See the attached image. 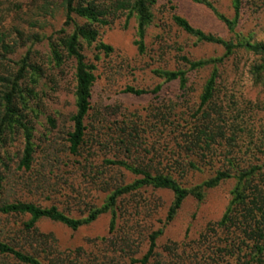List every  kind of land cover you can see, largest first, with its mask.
Masks as SVG:
<instances>
[{
  "label": "rangeland",
  "instance_id": "374dc122",
  "mask_svg": "<svg viewBox=\"0 0 264 264\" xmlns=\"http://www.w3.org/2000/svg\"><path fill=\"white\" fill-rule=\"evenodd\" d=\"M210 1L223 15L234 16L232 0ZM154 15L155 22L148 30L144 54H140L135 45L137 22L132 19L128 23L127 14H119L110 26L101 29V40L114 49L112 54L97 52L94 47L85 49L88 62L96 67L97 81L92 90V110L87 121L88 141L80 157H72L67 152L66 140L72 128L71 118L76 112L75 69L73 63L63 70L58 69L50 58V39L56 41L62 36V30L72 31L71 26H66L61 1L0 0V78L14 77L20 69V61L29 51L31 64L43 71L39 82L33 85L29 69V77L23 83L25 89H33L36 94L28 113L34 125L38 149L37 171L26 175L14 170L0 197V205L29 202L43 208L55 206L71 218L83 219L91 208L105 203L110 190L132 184L137 179L125 169L106 165V160H126L142 166L152 161V166L149 165L151 170L171 173L186 187L202 183L211 176L213 168L220 166L218 163L224 157L219 158L221 161L213 167L207 166L202 174H180L174 164L180 155H184L178 147L182 144L180 133L186 123L194 119L212 69L189 72L185 90H181L178 82L164 84L155 71L188 70L181 60L184 56L192 61L224 56L222 47L199 43L176 27L173 21L176 15L206 34L226 40L234 39L235 35L211 10L195 0H158ZM75 19L78 24H84L83 20ZM237 33L264 42V0H245ZM36 37L42 41L37 42ZM255 63H262L260 57L244 51L225 60L219 67V101L216 105L218 109L229 112L237 124L239 122L243 128L251 130L250 136L257 142L264 137V86L250 73ZM159 85H163V89L155 95L138 97L124 93L128 87L151 91ZM0 90H5L2 83ZM164 116L180 124L175 135L166 142L168 146L164 145V135L151 132L150 128ZM132 128L139 129L148 144L143 153L124 154L107 146L110 135L133 132ZM145 131L148 133L143 135ZM21 143L19 136L9 137L7 149L12 157L19 153ZM222 153L219 151L217 156L221 157ZM234 186L235 181L229 180L208 191L203 202L188 199L177 218L170 223L166 220L173 201L172 193L143 190L121 202L120 214L125 218L118 221L113 234L110 233V214L78 231L43 220L37 224L34 233L24 230V225L30 220L28 215L0 214V240L28 249L30 244L36 245V239H40L63 253L90 252L94 244L115 242L120 251L125 250L122 260L127 263L129 257L142 259L148 251V236L164 229V235L158 241L156 259L151 264H197L195 255L199 251L200 235L221 220ZM130 213H140V216L133 218L131 215L129 218ZM41 258L44 259L43 256ZM200 258L212 264L208 252ZM1 261L11 263L2 256Z\"/></svg>",
  "mask_w": 264,
  "mask_h": 264
},
{
  "label": "trees",
  "instance_id": "16d2710c",
  "mask_svg": "<svg viewBox=\"0 0 264 264\" xmlns=\"http://www.w3.org/2000/svg\"><path fill=\"white\" fill-rule=\"evenodd\" d=\"M60 1L66 14V26H71L72 31L67 33L62 30L60 31L62 36L56 41L50 39V58L51 63L61 70L69 63L74 65L76 112L71 118L72 128L67 134L66 143L68 154L72 157H80L88 141L87 121L92 110V90L97 81L96 67L88 62L85 49L94 47L97 52L112 54L114 49L101 40V29L110 26L119 14H127L128 23L132 19L137 22L135 45L139 53L144 54L147 49L148 30L155 22L154 7L158 0ZM195 1L211 10L226 29L235 35L234 39L226 40L213 34H206L195 28L187 19L176 15L173 17L176 27L197 39L199 43L222 47L225 51L224 56L199 61H192L184 56L181 60L188 70H156L155 75L164 80V84L178 82L181 90H185L189 82V72L212 69L199 98V109L194 119L186 123L180 133L182 144H178V147L184 155H180L181 158L174 161L175 170L180 174L182 172L202 174L205 173L207 166L216 165L215 163L221 161L219 158L224 157L221 163H218L220 166L213 168L211 176L200 184L186 187L171 173L151 170L149 165L152 166V161L147 166H142L131 164L126 160H106V165L125 169L137 179L132 184L110 190L105 203L101 207L91 208L86 218H71L55 206L43 208L29 202L1 204L0 214L28 215L30 220L24 225V230L29 233H34L37 224L43 220L78 231L95 223L101 216L110 214L112 216L110 233L113 234L116 232L118 221L122 217L125 218L120 214V205L127 197H132L143 190L172 193L173 201L166 220L170 223L177 218L188 199L203 202L208 191L220 187L229 180H234L235 186L231 192L229 206L219 222L210 225L203 231L204 233H201L197 244L200 247L195 260L197 264H209L208 260L200 258L202 254L208 252L212 264H264V137L254 142L253 137L250 136L251 130L243 128L239 122L237 124L235 119L232 120L229 112L223 108L218 109L216 105L219 101V67L223 66L227 58L239 52L244 51L260 57L262 63H255L250 73L256 82L264 86V42H257L253 37L237 33L245 0H232L234 11L232 18L220 13L210 0ZM74 16L83 20L84 24H78ZM35 39L37 42L42 41L40 37ZM19 65L20 69L14 77L0 78V83L5 89L0 90V197L14 170L32 175L37 171L39 164L34 125L28 113L30 103L35 99L36 94L33 89H25L23 83L29 77V69L32 72L33 85L39 82L43 71L31 64V51ZM162 89L163 85L151 91L128 87L124 93L141 97L159 94ZM239 119L243 120V117L239 116ZM160 120L150 128L151 132L157 131L159 135H164L162 138L165 145L169 138L175 135L180 124L176 120L171 121L168 116ZM132 131L129 133L123 131L121 135H110L109 141L106 142L107 146L124 154L140 155L148 144L141 137L139 129ZM147 133L145 131L143 135ZM16 136L21 138L22 143L17 156L12 157L7 145L9 137L13 139ZM248 139L251 140L247 141ZM221 150L222 156L218 157L217 153ZM131 215L133 218H138L140 213H130L128 217L130 218ZM129 218L126 220L129 221ZM163 235L164 229L151 233L148 236L146 255L142 259L129 257L127 263L122 260L125 257L122 256V252L125 250L120 251L115 242L94 244L90 252L78 250L63 253L40 239H36V245L30 244L28 249L0 240V256L13 262L12 264H151L156 259L158 241ZM42 256L44 259L41 258ZM11 263L0 262V264Z\"/></svg>",
  "mask_w": 264,
  "mask_h": 264
}]
</instances>
